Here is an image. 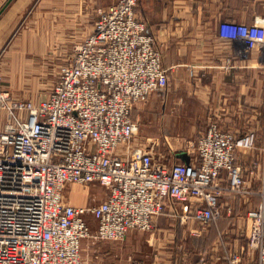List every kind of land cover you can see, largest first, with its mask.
I'll list each match as a JSON object with an SVG mask.
<instances>
[{"label": "built area", "instance_id": "2783aa9c", "mask_svg": "<svg viewBox=\"0 0 264 264\" xmlns=\"http://www.w3.org/2000/svg\"><path fill=\"white\" fill-rule=\"evenodd\" d=\"M139 1L98 10L93 34L43 100L13 101L0 83V264H92L83 258L88 238L118 242L151 231L171 208L182 224L210 226L232 213L227 196L259 201L247 212V250L226 264H243L247 253L264 264V187L249 186L236 163L239 149L255 148V132L238 139L211 123L185 162L159 156L152 141L136 143L133 108L169 87ZM235 37L264 46L244 25ZM74 186H99L107 196L73 205L66 194Z\"/></svg>", "mask_w": 264, "mask_h": 264}, {"label": "crops", "instance_id": "0c3cea01", "mask_svg": "<svg viewBox=\"0 0 264 264\" xmlns=\"http://www.w3.org/2000/svg\"><path fill=\"white\" fill-rule=\"evenodd\" d=\"M7 1L0 0V10ZM118 2L14 0L0 17V74L12 88L51 91L76 46L93 34L98 10ZM137 10L162 52L169 87L133 108L136 143L152 141L159 156L185 162L194 157L190 145L197 121L199 137L214 122L238 139L255 132V148L239 149L236 163L249 186L264 187V46L250 49L235 37V26L244 25L264 41V0H140ZM5 122L3 113L1 129ZM73 190L70 203L78 205L80 194ZM246 201L227 196L224 207L231 206L232 213L210 226L190 224L208 239L200 264H226L231 254L247 250L252 226L247 212L259 197ZM177 221L171 208L154 229ZM247 254L243 264H253Z\"/></svg>", "mask_w": 264, "mask_h": 264}, {"label": "rangeland", "instance_id": "374dc122", "mask_svg": "<svg viewBox=\"0 0 264 264\" xmlns=\"http://www.w3.org/2000/svg\"><path fill=\"white\" fill-rule=\"evenodd\" d=\"M0 83H2L3 94L8 95L13 101L29 100L35 94L39 97L43 96L41 98L43 100L50 93V89L28 90L12 88L10 79L6 78L4 74H0ZM147 102L140 105L143 106ZM143 122V124H149L148 121L144 120ZM196 124L195 133H192L196 135L191 139L194 143L199 139L202 123L197 121ZM74 187L77 188L80 194L75 200L78 205L95 206L105 198L106 190L99 186ZM72 191L74 192L73 187L66 194L68 196L70 193V199L74 198ZM89 220L93 226L92 231L95 234V221L92 217ZM201 230V228L197 229V224L191 228L190 224H182L181 221H177L173 222L172 226L161 231L157 230V228L151 231L134 230L126 239L118 242H100L90 237L83 243V258L92 264H200L203 263L202 259H204L203 244L208 241L206 235L201 233ZM194 243L200 245L194 246ZM254 261L255 258L252 257L251 263L256 264Z\"/></svg>", "mask_w": 264, "mask_h": 264}, {"label": "water", "instance_id": "95a60500", "mask_svg": "<svg viewBox=\"0 0 264 264\" xmlns=\"http://www.w3.org/2000/svg\"><path fill=\"white\" fill-rule=\"evenodd\" d=\"M14 0H8L5 5L3 6V8L0 10V17L3 15V13L7 10V8L11 5V3Z\"/></svg>", "mask_w": 264, "mask_h": 264}]
</instances>
